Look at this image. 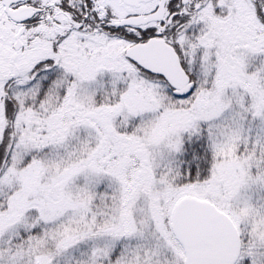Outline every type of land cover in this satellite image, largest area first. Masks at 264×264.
<instances>
[{
  "label": "snow or ice",
  "instance_id": "obj_1",
  "mask_svg": "<svg viewBox=\"0 0 264 264\" xmlns=\"http://www.w3.org/2000/svg\"><path fill=\"white\" fill-rule=\"evenodd\" d=\"M0 264H264V0H0Z\"/></svg>",
  "mask_w": 264,
  "mask_h": 264
}]
</instances>
